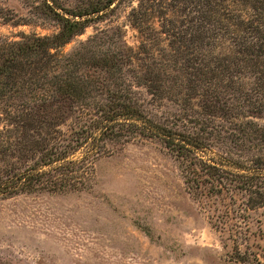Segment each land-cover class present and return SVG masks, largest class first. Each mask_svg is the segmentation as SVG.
<instances>
[{
    "label": "trees",
    "instance_id": "1",
    "mask_svg": "<svg viewBox=\"0 0 264 264\" xmlns=\"http://www.w3.org/2000/svg\"><path fill=\"white\" fill-rule=\"evenodd\" d=\"M118 1L41 0L56 33L0 37V198L88 189L108 142L154 139L194 199L264 207V127L252 119L264 117V0H136L127 15L136 49L116 27L100 31V49L92 36L60 51ZM134 85L177 113L152 119ZM232 149L257 153L242 160ZM233 240V256L251 264Z\"/></svg>",
    "mask_w": 264,
    "mask_h": 264
},
{
    "label": "rangeland",
    "instance_id": "2",
    "mask_svg": "<svg viewBox=\"0 0 264 264\" xmlns=\"http://www.w3.org/2000/svg\"><path fill=\"white\" fill-rule=\"evenodd\" d=\"M53 1L73 9L99 0ZM40 2L0 0V37L56 33L58 22L41 12ZM135 4L114 3L105 18L90 22L60 51L70 53L92 36V48L100 49V31L116 27L136 49L141 36L127 18ZM131 90L152 119L177 113L168 100H151L143 86ZM252 119L264 127V117ZM106 145L88 189L0 198V264H244L233 256V237L251 264H264V207L241 210L226 194L194 199L177 162L157 140ZM233 152L242 160L257 153ZM217 215L224 217L219 228Z\"/></svg>",
    "mask_w": 264,
    "mask_h": 264
}]
</instances>
